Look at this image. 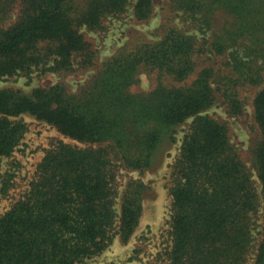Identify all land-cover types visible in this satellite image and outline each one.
I'll return each instance as SVG.
<instances>
[{"label": "trees", "instance_id": "1", "mask_svg": "<svg viewBox=\"0 0 264 264\" xmlns=\"http://www.w3.org/2000/svg\"><path fill=\"white\" fill-rule=\"evenodd\" d=\"M131 2L0 0V81L35 69L95 66L97 50L81 29H103ZM170 6L203 35L168 27L161 39L112 55L77 91L61 82L30 92L0 88V157L21 142L26 127L13 117L23 113L87 145L55 143L26 194L0 213V264H79L117 236L128 242L147 186L130 178L118 189L117 170L153 168L161 146L175 142L191 117L173 165L171 244L156 264H264V87L253 98L259 135L250 149L260 192L227 125L205 114L217 92L230 115L243 114L247 98L239 89L264 82V0H170ZM153 11L154 0L134 3L138 20ZM211 55L227 57L225 70L207 63ZM141 69L156 73L157 83L134 92Z\"/></svg>", "mask_w": 264, "mask_h": 264}, {"label": "rangeland", "instance_id": "2", "mask_svg": "<svg viewBox=\"0 0 264 264\" xmlns=\"http://www.w3.org/2000/svg\"><path fill=\"white\" fill-rule=\"evenodd\" d=\"M132 0L127 11L120 16H111L104 20V28L81 30L85 39L97 50L96 65L81 68L74 64L75 70L70 72H46L35 69L30 74L7 77L0 81V88L13 87L30 92L35 87H46L56 83H64L70 91L80 89L97 72L100 65L122 49H133L139 44L161 39L168 27L175 26L185 33L201 37L203 34L190 19H186L182 11L172 9L170 0H154V11L150 18L138 20L134 15ZM210 35V31L206 34ZM207 63L225 70L227 57L211 55L205 58ZM170 82V80H168ZM157 83L156 73L141 69L139 81L131 87L134 92L148 91ZM261 85L240 88L247 98L243 114L232 116L228 113L220 92H217L216 103L205 114L224 122L229 130L231 143L237 148L243 161L249 166L254 185L258 192L261 184L251 160L250 149L259 135L254 120L253 98ZM24 123L25 134L10 156L0 157V213L7 211L19 198L24 196L35 177L38 163L46 151L55 143L62 141L71 145L87 146L61 133L52 124L35 116L23 113L13 117ZM193 117L179 126L173 143H164L159 149L153 168L145 172L119 168L118 189H122L130 178H140L147 186L140 223L135 234L128 242L115 237L113 243L100 255L88 258L79 264H156L171 244L169 235L172 212L171 187L173 186V165L180 153L182 141L189 132ZM5 183L8 185L3 189ZM119 198H117L118 200ZM118 209V204L116 205ZM262 210V209H261ZM262 212H259L257 224L262 223ZM257 226L256 242L260 240Z\"/></svg>", "mask_w": 264, "mask_h": 264}]
</instances>
